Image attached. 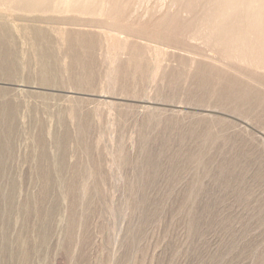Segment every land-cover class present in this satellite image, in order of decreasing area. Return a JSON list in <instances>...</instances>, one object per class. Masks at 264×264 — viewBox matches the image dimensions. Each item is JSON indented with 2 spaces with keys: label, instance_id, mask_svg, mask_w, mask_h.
<instances>
[{
  "label": "rangeland",
  "instance_id": "1",
  "mask_svg": "<svg viewBox=\"0 0 264 264\" xmlns=\"http://www.w3.org/2000/svg\"><path fill=\"white\" fill-rule=\"evenodd\" d=\"M35 2L0 0V23L18 29L0 62L19 59L15 81L0 66V100L18 106L0 116V264H264V105L249 93L264 90V73L197 39L189 19L205 1L161 13L130 0L114 13ZM36 26L55 40L61 79L57 33H97L93 93L16 82L36 76ZM105 34L122 42L110 48ZM227 75L246 92L231 102Z\"/></svg>",
  "mask_w": 264,
  "mask_h": 264
},
{
  "label": "bare ground",
  "instance_id": "2",
  "mask_svg": "<svg viewBox=\"0 0 264 264\" xmlns=\"http://www.w3.org/2000/svg\"><path fill=\"white\" fill-rule=\"evenodd\" d=\"M51 1L52 0H36L35 6H38V7L39 6H41V7L42 6H48L51 4ZM172 1H175V0H130V3H131V6L134 7V9L135 8H137L139 10L150 9V11H151L157 7L156 10L159 13H161V12H164L166 10L167 11L169 10V4ZM203 1H205L204 3L207 4V6L203 7L202 3H201V5L199 4V6L196 7L197 9L192 10L193 15L190 16L189 25H188L189 28L194 26V28L196 30V33L194 35L197 36V39L201 40L203 45L206 44L210 47L216 48V50L218 49L219 50L218 52H221L222 56L239 59L240 61L245 62L246 64H248L249 66L254 68L255 70H258V71L264 73V0H202V2ZM28 2H30V0H20V3L24 7L27 6ZM69 2H71L75 5V9L78 11V13H84V11L86 10L87 7L90 8V7H95V6H98L100 8L101 12H107L108 10H111V11L116 10L117 11V10H119V8H121L122 0H69ZM204 3H203V5H204ZM67 4L70 6L69 3H67ZM98 4H100V5H98ZM129 8H131V7H129ZM126 10H128V9H126ZM133 10H130V11H133ZM142 12H144V11H142ZM183 12H184L185 16H186V14H189V12H187L186 10H183ZM112 13H114V12L112 11ZM92 14H93V12H92ZM164 14H166V13H164ZM140 15H142V14H140ZM137 16H139V15H137ZM144 16H146V15H144ZM33 20H34V18H33ZM103 24H105V23H103ZM185 26L187 28L186 24H185ZM37 27L38 26H36V29L34 30V33H33L34 34V38H33L34 56L37 60L36 65L38 68L36 76L34 77L30 72H28V75H26L25 78L24 77L19 78L16 80V82L24 83L27 86H36L37 88L43 89V90L44 89H62V88L68 87V89H71L75 92H88V93L92 92L93 93L96 90L95 84H94V80L96 79L95 78L96 75L94 72V67H95L94 65H96L95 62L97 60L96 57L98 56L100 50L105 51V46H102V42L98 43V41H97V37H96L97 33H96V35L91 34V33H85V32L84 33H82V32L77 33V32H73V31L72 32L69 31V33H65L64 32L65 30L59 31L57 33V36H58V34L61 36L62 43L67 45V50L64 54L65 61L62 64L65 66V68L63 69L65 71H63L62 73H64V74L67 73L68 77L66 79H64L65 77H63L61 79L62 75L60 73L61 76L59 77V72L62 69L60 70L61 67L59 68V60H58V57L56 56V53H55V48H54L55 47L54 46L55 40L52 39V37L47 36V34L45 32L43 33L42 32L43 30L41 31V29H37ZM13 29L18 30L17 27L13 23H9L8 20L4 23H3V21H2V23H0V46L5 45V44L14 45L16 43L14 41V39H12L13 38V37H11L12 35L10 36L11 31ZM188 30L189 29H187V31ZM66 32H68V31H66ZM189 32L193 33V31H191V30H189ZM104 37L106 38L105 39L106 41L104 40L106 42L105 44L107 46L109 45L110 48L112 47V45L118 46L122 42L119 37L113 36V34L112 35H106L105 34V36H103L102 38H104ZM135 37H137V36H135ZM100 39H101V37H100ZM57 43H60V42L58 41ZM98 45H99V48H98ZM125 48H126V46H125ZM174 48H176V47H174ZM154 50L157 52L158 55H160L159 53H162V52H160L159 48H155ZM17 55L14 52H10L7 54L5 53L4 57L2 58V61L0 62V66L3 70V75L4 76L6 75L8 80H14L15 81V79H13V76L15 74H17L18 69H19V59H18ZM101 56L104 58V62H106V60H108V57L105 55V53L104 54L102 53ZM214 58H213V60H214ZM111 60H112V64H113L115 61L114 57ZM209 61H210V59H209ZM202 64L204 65V63H202ZM213 66H215V65L213 64ZM141 68H142V66H141ZM216 68H217V66H216ZM252 68H251V70H252ZM200 69H202L201 66H200ZM210 70H213V68H211ZM111 72H112V69H111ZM117 72H118V70H117ZM158 73H159V69L157 68L156 72L153 73V82L154 83L157 80ZM67 74H65V75H67ZM260 74L263 76L262 73H260ZM144 75L145 74L143 72L142 76H141L142 81H143ZM233 77L231 78V76L229 77L227 75V79L225 81L226 86L224 87L226 89L222 90V93L225 91L228 92L229 90H231V91L233 90V92L230 91L231 93L226 95V96H228L227 99H229V100L232 97L235 99V98H237L236 96L245 92L243 90L244 87H242V84L240 85V83L236 81L239 79L235 80V78H233ZM263 78H264V76H263ZM253 79L256 80V78H253ZM104 82H105V80H104ZM135 83H136V81H135ZM241 83H242V81H241ZM138 84H141V83H138ZM105 85L107 87H105L103 85L101 88L102 92H108V89H107L108 85L106 84V82H105ZM148 85H150V84H148ZM263 86H264V83H263ZM111 87H112V85H111ZM144 87H146V86H144ZM150 87H152V86H150ZM109 89H111V88H109ZM113 89H114V92H116L114 94L115 95L118 94L117 90L115 91V88H113ZM255 90H256V86H255ZM15 91H16V89H15ZM240 91L242 93H240ZM226 92H225V94H226ZM1 93L2 92L0 91V95H2ZM23 93L25 94L26 98L38 97V95L35 94L34 92H28L27 91V92H23ZM111 93H113V91ZM122 93L126 94L128 97L130 96V95H128L129 93L127 91H123ZM249 93L251 96L254 97L255 100L261 101L262 104L264 105V90L263 89L257 88L256 91L250 90ZM135 94H137V93L134 92L133 97L136 96ZM245 94H246V92H245ZM250 95H248V96H250ZM242 97H240V98H242ZM224 98H226V97H224ZM235 100H237V99H235ZM248 100H250V99H248ZM230 102H231V100H230ZM248 102H247V104H248ZM252 102H254V101L252 100ZM205 103H206V101H205ZM229 103H227V104H229ZM238 103H240V102H238ZM249 103H251V102H249ZM217 104H215V105H217ZM254 104H257V103H254ZM254 104H252V105H254ZM258 104L260 105L261 103L258 102ZM252 105H251V107H252ZM259 105H257V106L259 107ZM203 106H204V104H203ZM263 108H264V106H263ZM256 109H258V108H256ZM17 111H18V106L15 104H12L11 101H1L0 100V116L2 115L3 118H8L11 120L12 118L15 117V115L17 114ZM250 113H251V110H250ZM263 114H264V112H263ZM257 116H260V115H257ZM8 119H5V120H8ZM79 128L82 130H86L88 128V126L82 125V126H79ZM84 132L85 131H83V133ZM1 143L2 142L0 141V145H1ZM64 146H65V143L64 144L62 143L60 145L61 150H62L61 151V157H63ZM1 149L4 150V148H1Z\"/></svg>",
  "mask_w": 264,
  "mask_h": 264
}]
</instances>
